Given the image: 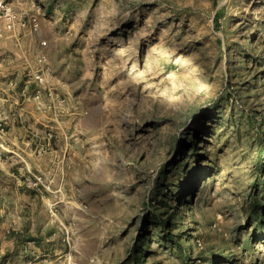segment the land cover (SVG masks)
<instances>
[{"label": "rangeland", "instance_id": "obj_1", "mask_svg": "<svg viewBox=\"0 0 264 264\" xmlns=\"http://www.w3.org/2000/svg\"><path fill=\"white\" fill-rule=\"evenodd\" d=\"M6 2L0 264H264V0Z\"/></svg>", "mask_w": 264, "mask_h": 264}, {"label": "crops", "instance_id": "obj_2", "mask_svg": "<svg viewBox=\"0 0 264 264\" xmlns=\"http://www.w3.org/2000/svg\"><path fill=\"white\" fill-rule=\"evenodd\" d=\"M1 29H3V27L0 26V31ZM22 31H20V29L16 30L14 32V35H10V36H5V38L0 37V102H4L6 100L7 96H14L9 92V88L7 87V82L10 78V74H11V66H9L8 63V56L6 54L7 50L9 48H14L13 45L16 44L20 41L19 38V34L22 33ZM21 42V41H20ZM15 46V45H14ZM16 49V48H14ZM14 53L17 56V52L16 50L14 51ZM15 60H17V58H15ZM15 68V66H14ZM13 68V69H14Z\"/></svg>", "mask_w": 264, "mask_h": 264}, {"label": "built area", "instance_id": "obj_3", "mask_svg": "<svg viewBox=\"0 0 264 264\" xmlns=\"http://www.w3.org/2000/svg\"><path fill=\"white\" fill-rule=\"evenodd\" d=\"M3 15H7L9 18H12L13 16H15L11 8L8 6V3L6 2V0H0V17ZM8 26L9 28H12L13 23H9ZM36 76L37 78L42 80L41 75L37 74Z\"/></svg>", "mask_w": 264, "mask_h": 264}, {"label": "trees", "instance_id": "obj_4", "mask_svg": "<svg viewBox=\"0 0 264 264\" xmlns=\"http://www.w3.org/2000/svg\"><path fill=\"white\" fill-rule=\"evenodd\" d=\"M261 185L264 186V182H263ZM259 209H260V210H264V206H263L262 204H259V203H258V205H257V212L259 211ZM169 236H171V235H169ZM180 247L184 248L182 244H180ZM183 255L186 256L187 254H183Z\"/></svg>", "mask_w": 264, "mask_h": 264}]
</instances>
